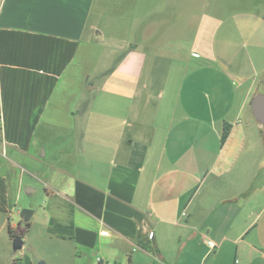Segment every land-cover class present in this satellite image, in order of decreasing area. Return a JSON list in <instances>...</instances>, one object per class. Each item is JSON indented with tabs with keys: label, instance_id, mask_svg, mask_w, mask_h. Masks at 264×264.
I'll use <instances>...</instances> for the list:
<instances>
[{
	"label": "crops",
	"instance_id": "crops-1",
	"mask_svg": "<svg viewBox=\"0 0 264 264\" xmlns=\"http://www.w3.org/2000/svg\"><path fill=\"white\" fill-rule=\"evenodd\" d=\"M104 1L0 0L3 264H264V14H209L166 54L157 23L114 37Z\"/></svg>",
	"mask_w": 264,
	"mask_h": 264
},
{
	"label": "rangeland",
	"instance_id": "rangeland-1",
	"mask_svg": "<svg viewBox=\"0 0 264 264\" xmlns=\"http://www.w3.org/2000/svg\"><path fill=\"white\" fill-rule=\"evenodd\" d=\"M104 3L107 7L105 18L109 12L114 20V28L117 29V26L121 28V30L113 32L114 37H128L129 40L133 41L135 35L131 30L137 28L140 18L144 24L157 23L158 26L161 25V27L166 28L162 32V39L160 38L161 35L158 37L159 41L161 39L159 48L166 54H171L173 50L175 53L183 52L188 45L186 41L187 34L189 36L191 30L190 27L188 31H182L183 26L188 24L196 28L197 24L209 14H216L221 17L245 12L264 14V0H105ZM139 12L141 14L138 15ZM129 27L130 31L125 32L124 29L126 28L127 30ZM110 32L104 30L103 42L105 46L92 48L93 57L103 56L108 53L110 47H107V44H110L113 40L109 36ZM173 34L174 40L172 39ZM28 187L31 189L36 188V191L28 195L25 192ZM45 197L46 194L42 183L28 185L22 191L21 200H26V203L33 201L32 208L28 209L31 211L33 209L36 210L35 216L31 220L34 226L33 232L41 229ZM17 224H19L17 217L9 219V225L13 226L14 230H17ZM19 227L22 228L24 225L20 224ZM6 228L7 226L4 228L0 227V264H3V257H6L3 251V240L7 238ZM40 247L42 249V246ZM10 250V254L16 253L12 251L11 243ZM29 259H31V255H29ZM33 262L38 264V260L34 258Z\"/></svg>",
	"mask_w": 264,
	"mask_h": 264
},
{
	"label": "water",
	"instance_id": "water-1",
	"mask_svg": "<svg viewBox=\"0 0 264 264\" xmlns=\"http://www.w3.org/2000/svg\"><path fill=\"white\" fill-rule=\"evenodd\" d=\"M250 112L255 119V121L261 126L262 136L264 138V93L256 94L252 97L250 101ZM26 194H29L27 190H25ZM32 211L28 208L21 209L19 211V218L23 223H27L30 219ZM23 240L20 236L16 235L11 240V248L15 253L22 248Z\"/></svg>",
	"mask_w": 264,
	"mask_h": 264
},
{
	"label": "trees",
	"instance_id": "trees-1",
	"mask_svg": "<svg viewBox=\"0 0 264 264\" xmlns=\"http://www.w3.org/2000/svg\"><path fill=\"white\" fill-rule=\"evenodd\" d=\"M228 129H229V126H224L223 130H222V140L226 137L227 133H228ZM24 228L25 230H27L29 228V222L27 223H24ZM8 233L10 235L11 238H13L15 235L14 233L12 232L11 228H8ZM13 264H16V261H13ZM38 264H44L43 262H38Z\"/></svg>",
	"mask_w": 264,
	"mask_h": 264
},
{
	"label": "built area",
	"instance_id": "built-area-1",
	"mask_svg": "<svg viewBox=\"0 0 264 264\" xmlns=\"http://www.w3.org/2000/svg\"><path fill=\"white\" fill-rule=\"evenodd\" d=\"M102 234L103 235H106L107 232L106 231H103ZM206 245L209 247L210 250H214L215 247H216V244L214 242L210 241V240H207L206 241ZM98 264H102V263L99 261Z\"/></svg>",
	"mask_w": 264,
	"mask_h": 264
}]
</instances>
